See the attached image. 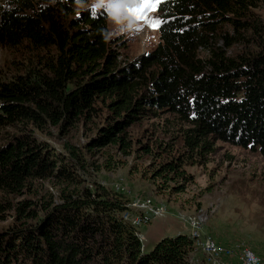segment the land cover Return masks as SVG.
Instances as JSON below:
<instances>
[{
  "label": "trees",
  "instance_id": "obj_1",
  "mask_svg": "<svg viewBox=\"0 0 264 264\" xmlns=\"http://www.w3.org/2000/svg\"><path fill=\"white\" fill-rule=\"evenodd\" d=\"M84 2L52 0L31 13L0 9V47L28 46L36 59L8 78L0 73V132L18 127L0 135V220L9 208L16 217L0 231V264H189L186 233L143 250L136 229L120 219L127 199L80 185L76 170L86 164L77 148L65 143L58 152L32 130L64 131L101 103L106 115L87 149L113 145L129 154L130 125L172 115L186 125L177 131L180 145L158 143L164 157L152 170L169 192L185 188L192 176L183 166L204 163L216 140L264 159V25L250 14V0H164L156 9L158 43L122 64L104 11L71 10ZM40 180L62 185L57 201L10 200Z\"/></svg>",
  "mask_w": 264,
  "mask_h": 264
},
{
  "label": "rangeland",
  "instance_id": "obj_2",
  "mask_svg": "<svg viewBox=\"0 0 264 264\" xmlns=\"http://www.w3.org/2000/svg\"><path fill=\"white\" fill-rule=\"evenodd\" d=\"M250 1V14L264 25V0ZM50 3L52 0H0V9L31 13ZM114 5L124 7L114 15ZM83 7H97L107 15V39L122 64L152 51L158 43V31L145 21L134 20L127 12L130 6L119 0H85L82 6L72 5L71 10L78 11ZM148 19L159 20L156 10L148 13ZM200 56L204 54L200 53ZM35 60L28 46L15 49L0 47V73L6 78L18 69L34 65ZM105 115L104 106L97 103L91 117L79 119L64 131L49 125L32 131L36 138L58 152H64L65 143L77 148L86 164L84 170H76L81 176L80 185L92 187L97 184L108 192L119 193L127 199L126 202L147 197L164 208L162 215L150 218L139 227L143 250H149L161 236L186 233V217L198 214L202 217V232L211 234L219 244L235 251L239 246L249 247L264 264V182L261 177L264 159L257 151L216 140L204 163L183 166L185 172L192 176L185 188L169 192L162 188L160 180L152 178V170L164 157L157 153V145L171 143L179 146L177 131L186 125L172 115L160 113L130 125L127 130L129 154H124L113 145L88 150L87 140L94 134L96 125L103 122ZM17 128L5 127L0 135L14 133ZM28 128L32 129L31 126ZM144 144L149 146V153L144 152ZM61 188V184L52 180H40L24 188L14 198L10 197V200L40 202L50 197L57 201ZM15 220V212L9 208L0 220V231L11 226ZM159 229L160 235L157 233ZM194 255L197 253H191L192 257Z\"/></svg>",
  "mask_w": 264,
  "mask_h": 264
},
{
  "label": "built area",
  "instance_id": "obj_3",
  "mask_svg": "<svg viewBox=\"0 0 264 264\" xmlns=\"http://www.w3.org/2000/svg\"><path fill=\"white\" fill-rule=\"evenodd\" d=\"M125 210L120 214V219L136 229L139 242L141 238L138 229L150 218L160 216L164 208L154 204L149 198L130 199L125 204ZM188 228L186 235L193 241V252L199 257H191L190 262L196 264H261L260 257L249 247L239 246L236 251L219 244L215 238L201 231L202 217L195 214L186 217Z\"/></svg>",
  "mask_w": 264,
  "mask_h": 264
},
{
  "label": "snow or ice",
  "instance_id": "obj_4",
  "mask_svg": "<svg viewBox=\"0 0 264 264\" xmlns=\"http://www.w3.org/2000/svg\"><path fill=\"white\" fill-rule=\"evenodd\" d=\"M119 2L130 5L127 8V12L134 20L145 21L153 30H158L162 27L163 21L148 19V13L161 6L162 0H119ZM93 14H95V11Z\"/></svg>",
  "mask_w": 264,
  "mask_h": 264
},
{
  "label": "clouds",
  "instance_id": "obj_5",
  "mask_svg": "<svg viewBox=\"0 0 264 264\" xmlns=\"http://www.w3.org/2000/svg\"><path fill=\"white\" fill-rule=\"evenodd\" d=\"M130 6V5H129ZM124 6L123 5H114L113 6V14L115 15V14H118L121 10H122V8H123Z\"/></svg>",
  "mask_w": 264,
  "mask_h": 264
},
{
  "label": "crops",
  "instance_id": "obj_6",
  "mask_svg": "<svg viewBox=\"0 0 264 264\" xmlns=\"http://www.w3.org/2000/svg\"><path fill=\"white\" fill-rule=\"evenodd\" d=\"M158 231V230H157ZM158 233V235H160V229H159V231L157 232ZM193 255V254H192ZM200 255L199 254H197V255H194V257H199ZM192 257V256H191ZM191 264H196V263H191Z\"/></svg>",
  "mask_w": 264,
  "mask_h": 264
}]
</instances>
